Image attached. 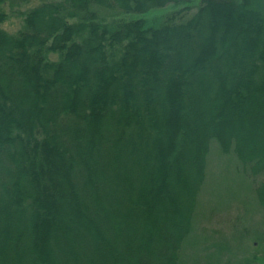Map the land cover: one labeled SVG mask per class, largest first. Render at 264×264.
Masks as SVG:
<instances>
[{
    "label": "trees",
    "instance_id": "16d2710c",
    "mask_svg": "<svg viewBox=\"0 0 264 264\" xmlns=\"http://www.w3.org/2000/svg\"><path fill=\"white\" fill-rule=\"evenodd\" d=\"M40 1L17 35L0 10V264H183L213 141L264 214V7Z\"/></svg>",
    "mask_w": 264,
    "mask_h": 264
},
{
    "label": "rangeland",
    "instance_id": "374dc122",
    "mask_svg": "<svg viewBox=\"0 0 264 264\" xmlns=\"http://www.w3.org/2000/svg\"><path fill=\"white\" fill-rule=\"evenodd\" d=\"M201 1L171 4L144 13L99 8L98 21L113 26L141 20L147 28H154L183 8H189V15L193 14ZM40 2L18 4L9 0L0 6L9 16L3 28L11 35L20 33L24 29V14ZM256 2L264 7V0ZM49 58L58 59L54 54ZM261 180L250 177L237 158L224 154L216 141L211 143L206 182L198 199L193 235L186 246L183 264H264V214L255 193Z\"/></svg>",
    "mask_w": 264,
    "mask_h": 264
}]
</instances>
